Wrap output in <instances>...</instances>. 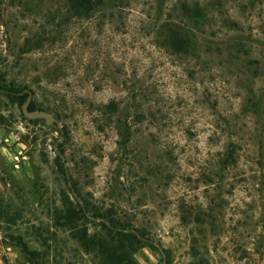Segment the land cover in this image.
<instances>
[{"label": "rangeland", "instance_id": "1", "mask_svg": "<svg viewBox=\"0 0 264 264\" xmlns=\"http://www.w3.org/2000/svg\"><path fill=\"white\" fill-rule=\"evenodd\" d=\"M114 3L0 0V75L55 118L0 91V264H103L106 215L135 264H264V0Z\"/></svg>", "mask_w": 264, "mask_h": 264}, {"label": "trees", "instance_id": "2", "mask_svg": "<svg viewBox=\"0 0 264 264\" xmlns=\"http://www.w3.org/2000/svg\"><path fill=\"white\" fill-rule=\"evenodd\" d=\"M116 0H64V11L76 17H90L95 12L111 11L114 8ZM185 12L189 9L184 5ZM185 13L184 18L188 21L195 20L194 15ZM167 42L174 50H184L185 52L191 46V39L184 27L179 24L166 21L164 24ZM3 75H0V91L6 92L17 104H23L28 98L29 91L25 87L13 82L7 83ZM32 99H29L28 109H32ZM95 210V209H94ZM91 210L92 214L97 210ZM81 211H79L80 213ZM97 216L98 213H94ZM84 216V215H82ZM108 223L103 225L106 231L105 237L87 234L82 229L78 232L77 238L80 243L91 250H96L103 264H135L131 254L143 245L141 239L136 234L121 227L120 221L112 216H107ZM69 222L80 220V215L67 217ZM22 250L29 256L34 255L35 251L30 249L26 243H21ZM30 256V258H32ZM32 260V259H31Z\"/></svg>", "mask_w": 264, "mask_h": 264}, {"label": "water", "instance_id": "3", "mask_svg": "<svg viewBox=\"0 0 264 264\" xmlns=\"http://www.w3.org/2000/svg\"><path fill=\"white\" fill-rule=\"evenodd\" d=\"M28 102L29 99H27L21 106V111L25 117L28 119L41 118L45 121L46 125H50L55 120L54 116L49 111L42 109H28Z\"/></svg>", "mask_w": 264, "mask_h": 264}]
</instances>
